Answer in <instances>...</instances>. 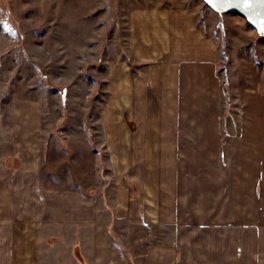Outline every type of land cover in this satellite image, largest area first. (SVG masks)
<instances>
[{
    "label": "crops",
    "instance_id": "crops-1",
    "mask_svg": "<svg viewBox=\"0 0 264 264\" xmlns=\"http://www.w3.org/2000/svg\"><path fill=\"white\" fill-rule=\"evenodd\" d=\"M196 17L129 14V53L107 77L131 82L119 109L131 122L101 127L115 131V206L44 168L39 99L19 91L0 107V264H264V86L242 90L236 122L218 40ZM62 228L69 250L56 252Z\"/></svg>",
    "mask_w": 264,
    "mask_h": 264
},
{
    "label": "rangeland",
    "instance_id": "rangeland-1",
    "mask_svg": "<svg viewBox=\"0 0 264 264\" xmlns=\"http://www.w3.org/2000/svg\"><path fill=\"white\" fill-rule=\"evenodd\" d=\"M169 6L190 7L200 28L218 40L219 74L232 90L239 122L242 90L264 86V38L244 18L214 11L203 0H0V107L19 91L39 99L44 168L87 190L100 206L105 197L114 206L123 200L112 161L117 153L105 134L130 124L120 110L133 100L131 82L107 77L109 66L129 53L130 12ZM106 126L111 128L101 129ZM127 181L121 186L131 190ZM69 243L65 228L48 239L56 252L69 250ZM62 261L69 263L68 257Z\"/></svg>",
    "mask_w": 264,
    "mask_h": 264
},
{
    "label": "water",
    "instance_id": "water-1",
    "mask_svg": "<svg viewBox=\"0 0 264 264\" xmlns=\"http://www.w3.org/2000/svg\"><path fill=\"white\" fill-rule=\"evenodd\" d=\"M212 10L244 18L264 37V3L261 0H203Z\"/></svg>",
    "mask_w": 264,
    "mask_h": 264
},
{
    "label": "trees",
    "instance_id": "trees-1",
    "mask_svg": "<svg viewBox=\"0 0 264 264\" xmlns=\"http://www.w3.org/2000/svg\"><path fill=\"white\" fill-rule=\"evenodd\" d=\"M224 91H225V94H226L227 98L229 99V97H230L229 96V88L224 86ZM229 104H230V101H229Z\"/></svg>",
    "mask_w": 264,
    "mask_h": 264
},
{
    "label": "snow or ice",
    "instance_id": "snow-or-ice-1",
    "mask_svg": "<svg viewBox=\"0 0 264 264\" xmlns=\"http://www.w3.org/2000/svg\"><path fill=\"white\" fill-rule=\"evenodd\" d=\"M262 3H264V0H261Z\"/></svg>",
    "mask_w": 264,
    "mask_h": 264
}]
</instances>
